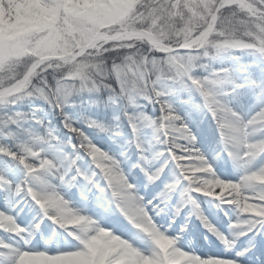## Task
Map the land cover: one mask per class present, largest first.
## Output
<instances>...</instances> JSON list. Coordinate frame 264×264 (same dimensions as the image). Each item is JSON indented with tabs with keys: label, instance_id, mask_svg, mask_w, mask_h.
Wrapping results in <instances>:
<instances>
[{
	"label": "snow or ice",
	"instance_id": "obj_1",
	"mask_svg": "<svg viewBox=\"0 0 264 264\" xmlns=\"http://www.w3.org/2000/svg\"><path fill=\"white\" fill-rule=\"evenodd\" d=\"M0 264H264V0H0Z\"/></svg>",
	"mask_w": 264,
	"mask_h": 264
}]
</instances>
